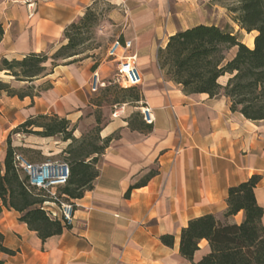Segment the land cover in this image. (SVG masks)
Returning a JSON list of instances; mask_svg holds the SVG:
<instances>
[{"label":"crops","instance_id":"obj_1","mask_svg":"<svg viewBox=\"0 0 264 264\" xmlns=\"http://www.w3.org/2000/svg\"><path fill=\"white\" fill-rule=\"evenodd\" d=\"M29 1L0 0L4 30L0 60L50 53L66 43V29L88 9L109 3L110 36L132 41L130 54L136 56L143 77V84L136 88L141 103L152 109L154 123L150 132L129 128L131 116L141 113V103L103 106L105 123L100 136L119 134V138L101 156L94 188L74 201L71 229L43 242L19 221V213L4 209L0 233L4 246L15 252L12 256L0 253L4 264H194L210 252L209 244L202 241L194 263L190 262L180 255L181 232L191 220L206 215L225 222L231 187L261 176L255 193L264 208V122H252L232 112L226 97L186 95L158 63L160 49L178 32L202 24L234 29L226 7L216 0H48L36 4L31 18ZM234 25L240 40L252 48L254 43L247 44L244 38L249 34ZM253 35L255 38L257 33ZM231 51L235 56L237 49ZM94 71L105 83L97 93L91 91ZM117 72V63L108 56L60 65L32 83L0 72V81L18 91L34 87L37 92L51 84L34 99L0 93V171L8 137L33 116L56 114L68 119L76 127V138L86 127H96L97 108L92 101L107 87L118 85ZM228 79L222 77L220 83L225 85ZM56 140L12 136L14 147L39 150L44 161L56 160L69 146ZM151 171L157 174L126 196ZM243 220L241 212L228 221L241 224ZM262 222L264 225V218ZM164 235L175 237L172 248L161 242Z\"/></svg>","mask_w":264,"mask_h":264},{"label":"trees","instance_id":"obj_2","mask_svg":"<svg viewBox=\"0 0 264 264\" xmlns=\"http://www.w3.org/2000/svg\"><path fill=\"white\" fill-rule=\"evenodd\" d=\"M92 8L66 29L65 44L50 53L30 54L21 60L4 58L0 60V72H6L16 81L32 83L49 76L60 65L81 61L80 53L76 50L85 42L84 31H89L95 25ZM230 12L242 30L248 34L257 33L252 48L244 44L229 26L222 28L202 24L170 37L166 48L159 51L158 63L165 76L181 86L186 95L207 94L211 99L226 97L231 102L232 112L240 113L252 122H264V0H239L238 7ZM3 36L4 30L0 25V43ZM233 49H237V52L228 60L227 55ZM96 68L97 64L93 70ZM225 76H229V79L222 85L220 79ZM50 88L51 84H48L37 92L34 87L18 91L0 81V93L5 92L10 97L20 99L40 97L42 92ZM141 100V92L136 87H107L100 97L92 101L97 108L94 111L97 125L92 132V139H87V136L76 138V127L68 119L56 114L33 116L18 126L7 139V150L0 171V214L4 209L19 213V221L36 232L43 242L71 229L72 226L50 217L44 208V203L50 200L47 193L30 187L27 178L17 168L16 156L20 154L24 157L22 152L33 150L14 147L12 136L23 134L38 138H60L62 142L69 143L62 153L66 156L62 160L68 164L70 177L67 185L57 189L56 194L65 196L66 201L74 202L94 188L99 176L100 158L110 144L119 138V134L101 138V128L105 123L101 108L104 105L139 104ZM144 104L141 103V106ZM128 124L132 130L152 131V126L144 121L141 113L132 115ZM156 174V171H151L144 180L131 186L126 196L129 197L134 189L145 185ZM261 180V176L254 175L229 189L225 222L215 215L191 220L181 232L180 255L194 263L201 242L207 241L210 252L194 264H264V208L258 204L255 193ZM241 212L244 213L241 224L228 221ZM161 242L172 248L175 237L164 235ZM0 253L10 256L15 254L4 246L1 233ZM0 264H4V261L0 260Z\"/></svg>","mask_w":264,"mask_h":264},{"label":"built area","instance_id":"obj_3","mask_svg":"<svg viewBox=\"0 0 264 264\" xmlns=\"http://www.w3.org/2000/svg\"><path fill=\"white\" fill-rule=\"evenodd\" d=\"M40 1L48 0H30L28 2L31 9L30 17L34 16L36 4ZM132 41H121L115 39L110 45L107 56L118 65L116 83L124 88L139 87L143 84V77L137 67V58L130 54L132 50ZM105 83L101 80L98 71H94L91 77V91L97 93ZM144 121L152 125L154 116L152 109L144 104L140 108ZM117 115V112L114 116ZM17 168L30 187L37 190H43L47 193L49 201L44 203V208L53 219L61 220L64 224L72 226L74 223L75 207L74 202L66 201L65 196H58L56 190L67 185L70 170L68 164L63 160H47L42 163H30L22 155L16 156Z\"/></svg>","mask_w":264,"mask_h":264},{"label":"rangeland","instance_id":"obj_4","mask_svg":"<svg viewBox=\"0 0 264 264\" xmlns=\"http://www.w3.org/2000/svg\"><path fill=\"white\" fill-rule=\"evenodd\" d=\"M216 3L226 7L227 9V16L230 18V25L234 27V32L236 31V27L234 24V15L231 14L230 10H233L238 7L239 0H216ZM93 13L95 14L94 20L95 25L90 28L89 31H84L83 38L85 39V42L83 45H81L79 48H77L76 52L80 53V60L87 59V58H93L96 61L102 60L104 57H107V51L112 44V42L115 40L110 36V26H109V13L112 10V6L109 3H98L93 8ZM247 44L254 43V35L253 36H245ZM254 38V39H253ZM235 52L230 51L227 55V59L230 60L234 56ZM53 54V52H52ZM106 106V105H104ZM95 127H86L84 129L83 136H87V139L94 138V135L92 134ZM27 136V135H26ZM35 137V136H33ZM78 138V139H80ZM56 141H60V138H55ZM51 144L55 145L53 141L50 142ZM67 149V148H66ZM65 149V150H66ZM63 150V151H65ZM61 152L56 160H62L66 156H64ZM24 157L31 161L32 163H40L44 161L43 152L39 150H33V152H22Z\"/></svg>","mask_w":264,"mask_h":264}]
</instances>
